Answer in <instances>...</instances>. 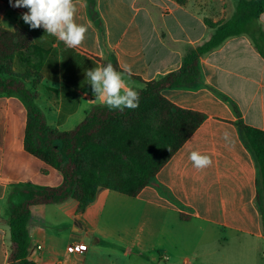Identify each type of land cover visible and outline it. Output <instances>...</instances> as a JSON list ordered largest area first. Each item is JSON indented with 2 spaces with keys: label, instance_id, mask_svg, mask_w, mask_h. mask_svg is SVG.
<instances>
[{
  "label": "crops",
  "instance_id": "1",
  "mask_svg": "<svg viewBox=\"0 0 264 264\" xmlns=\"http://www.w3.org/2000/svg\"><path fill=\"white\" fill-rule=\"evenodd\" d=\"M238 2L75 0L76 22L88 26L86 39L77 48L66 47L43 27L31 29L28 25L36 42L53 51L57 64L52 71L56 79L44 77L37 88V104L48 125L71 131L90 110L107 107L95 99L86 70L116 58L126 85L139 92L146 82L179 70L190 52L214 34L210 23L234 18ZM14 3L12 0L2 12L1 25L7 30H14L28 11L13 7ZM10 10L15 12L13 18ZM259 23L264 31V15ZM123 65L131 66L130 74ZM199 70V85L163 92L179 108L207 117L138 197L124 195L133 204L124 209L126 261L150 246L161 263L176 258L186 264H264L260 168L238 126L243 122L264 132V57L248 35L234 36L203 55ZM26 84L32 85L30 80ZM27 120V104L19 94H0V264H8L11 251L12 194L22 187L63 183L56 170L25 151ZM225 130L231 133V147L222 139ZM192 151L209 155L212 166L195 169L189 160ZM51 177L55 183L49 185L46 182ZM115 193L100 188L84 212H78L73 199L77 206L70 200L45 206L58 216H69L74 228L71 237L84 241L91 235L88 225L95 226L103 210L115 203ZM37 207H32L31 216ZM140 212H145V219L137 217ZM182 214L190 218L183 219ZM131 225L134 233L127 234V230L133 231ZM81 230L84 237L77 234ZM29 234V259L36 264L114 263L103 256L62 255L53 246L46 253L40 243L44 234L30 229ZM99 242L96 239L94 244ZM32 248L40 254L35 255Z\"/></svg>",
  "mask_w": 264,
  "mask_h": 264
},
{
  "label": "trees",
  "instance_id": "2",
  "mask_svg": "<svg viewBox=\"0 0 264 264\" xmlns=\"http://www.w3.org/2000/svg\"><path fill=\"white\" fill-rule=\"evenodd\" d=\"M262 15L264 0H239L234 18L210 23L214 34L190 52L179 70L145 83L139 91L138 108L120 111L96 107L73 130L62 132L48 125L37 104L42 79H56L52 74L57 66L54 53L36 42L23 20L14 30L5 29L0 7V94L15 93L23 98L28 110L25 151L63 176L58 187H22L12 194L8 264H36L29 259L27 225L32 207L73 199L78 203V212H84L96 200L100 188L138 197L207 117L202 112L179 108L163 92L199 85L200 58L230 37L248 35L264 57V31L259 23ZM109 62L122 72L116 58L103 61V66ZM29 80L30 88L26 84ZM238 126L260 168L264 218V132L243 122Z\"/></svg>",
  "mask_w": 264,
  "mask_h": 264
},
{
  "label": "rangeland",
  "instance_id": "3",
  "mask_svg": "<svg viewBox=\"0 0 264 264\" xmlns=\"http://www.w3.org/2000/svg\"><path fill=\"white\" fill-rule=\"evenodd\" d=\"M3 1L6 5L10 4L8 0H0ZM5 4L0 3V7L2 12L6 7ZM15 12L13 10L9 11V15L13 18ZM58 176L62 174L55 171ZM46 180V179H45ZM46 182L49 185L54 184L53 178L47 179ZM116 201L115 203L108 205L106 209L103 210V216L98 218L96 225H88V230L91 231L90 237H85L83 240H75L71 237L74 232L72 219L67 215L58 216L54 214V211L50 206H39L33 210V214L30 219L29 226L27 225V229L31 231H38L44 234L43 239L40 243L43 245L45 252L47 253V249L50 246L56 248V250L62 254H68L71 256H75L79 254V256H87L97 257H109L114 261L113 264H186L182 260L172 258L169 262L161 263L159 254L152 250L150 246H146L144 249H139L141 252L133 253L128 261L127 259V250L128 247L124 246V209L126 207H130L132 204V200L124 195L119 193H115ZM69 202H73L74 205L77 203L73 200ZM69 206V205H67ZM137 217L146 218L145 212L137 213ZM127 223H129L127 219ZM132 224V223H130ZM133 231H126L127 234L134 233ZM80 237L85 236L84 230L81 232H77ZM98 239L100 242L98 244H94V241ZM76 244H80L83 247L82 253H77L74 251V247ZM35 255H39L40 251L36 250V248H32Z\"/></svg>",
  "mask_w": 264,
  "mask_h": 264
},
{
  "label": "clouds",
  "instance_id": "4",
  "mask_svg": "<svg viewBox=\"0 0 264 264\" xmlns=\"http://www.w3.org/2000/svg\"><path fill=\"white\" fill-rule=\"evenodd\" d=\"M12 3V0H9ZM16 8H27L22 14V20L31 29L43 27L48 35L56 37L68 48H77L83 44L88 32V26L76 22L77 5L75 0H15ZM42 38V37H41ZM124 72L131 73V66L123 65ZM86 77L91 85L96 100L101 101L110 110L136 109L140 104L139 92L125 83L120 71L109 62L86 70ZM222 139L227 147L232 146L231 133L225 130ZM170 151V149H168ZM189 160L197 170L212 166V158L192 151Z\"/></svg>",
  "mask_w": 264,
  "mask_h": 264
},
{
  "label": "built area",
  "instance_id": "5",
  "mask_svg": "<svg viewBox=\"0 0 264 264\" xmlns=\"http://www.w3.org/2000/svg\"><path fill=\"white\" fill-rule=\"evenodd\" d=\"M74 250L76 252H82L83 251V247L80 244H77V245H75Z\"/></svg>",
  "mask_w": 264,
  "mask_h": 264
}]
</instances>
